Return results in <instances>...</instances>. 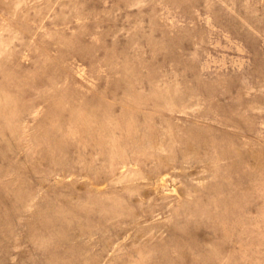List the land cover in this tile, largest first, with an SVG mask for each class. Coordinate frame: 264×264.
<instances>
[{"label":"rangeland","instance_id":"obj_1","mask_svg":"<svg viewBox=\"0 0 264 264\" xmlns=\"http://www.w3.org/2000/svg\"><path fill=\"white\" fill-rule=\"evenodd\" d=\"M0 264H264V0H0Z\"/></svg>","mask_w":264,"mask_h":264}]
</instances>
